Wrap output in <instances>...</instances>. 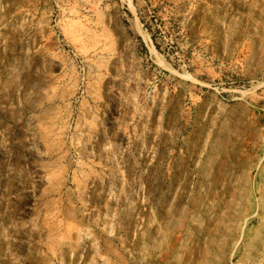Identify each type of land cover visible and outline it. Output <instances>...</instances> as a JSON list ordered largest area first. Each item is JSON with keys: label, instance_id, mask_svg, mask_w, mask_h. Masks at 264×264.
<instances>
[{"label": "rangeland", "instance_id": "rangeland-1", "mask_svg": "<svg viewBox=\"0 0 264 264\" xmlns=\"http://www.w3.org/2000/svg\"><path fill=\"white\" fill-rule=\"evenodd\" d=\"M0 264H264V0H0Z\"/></svg>", "mask_w": 264, "mask_h": 264}]
</instances>
